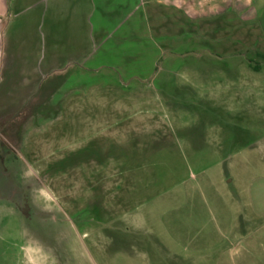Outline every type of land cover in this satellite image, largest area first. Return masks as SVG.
Wrapping results in <instances>:
<instances>
[{
	"label": "rangeland",
	"instance_id": "rangeland-1",
	"mask_svg": "<svg viewBox=\"0 0 264 264\" xmlns=\"http://www.w3.org/2000/svg\"><path fill=\"white\" fill-rule=\"evenodd\" d=\"M116 1L120 13L99 17L133 27L108 34L93 77L99 101L122 106L101 115L113 130L101 123L94 139L96 125L53 115L35 120L34 136L0 124V264H264V0H146L148 14ZM238 51L262 72L235 93L225 82L237 78L214 71ZM196 68L212 75L195 78L211 83L206 92L191 86ZM155 121L173 125V140L151 136ZM121 127L128 156L92 151L104 136L123 138Z\"/></svg>",
	"mask_w": 264,
	"mask_h": 264
},
{
	"label": "crops",
	"instance_id": "crops-1",
	"mask_svg": "<svg viewBox=\"0 0 264 264\" xmlns=\"http://www.w3.org/2000/svg\"><path fill=\"white\" fill-rule=\"evenodd\" d=\"M115 1L0 0V124L3 126L24 124L33 127L36 125L35 120L39 117H43L44 124H50L54 117L60 121L64 120L66 124L81 126L82 131L86 129L85 125H96L98 130L92 133L94 139H99L101 135L99 130L101 123L109 126L106 130H113V126L110 127V125L114 124L115 121L113 123L111 121L101 122V115L104 119L108 113L111 115L115 113L113 110L108 112L107 109H122V106L112 100L105 103L100 102L98 97L101 83L95 82L93 77L98 70L94 67V62L96 64L99 62L101 43L108 44L109 41H111V44L113 43L108 34L112 32L115 39L117 29H131L133 27L129 22L127 27H123L124 24H118L125 21L127 16L124 18L125 20L121 19V16H117L113 20V16L120 13L117 9L123 7L121 3L117 8L111 9L110 7ZM143 1L145 2L140 1V3L132 5L131 0H124L123 5L129 6V10L125 9V12L131 13V9L138 10V6L141 7L142 4H145L146 7L147 1ZM101 12H103L105 18H107L106 13L113 15L110 18L114 22H105L103 17H99ZM145 12L148 14L147 7ZM94 14H98L95 20L93 19ZM103 30H106V33L101 40V31ZM142 36L141 34L136 38L124 37V41L132 39H134L133 41H140ZM255 52L257 56H261L258 54L264 55L263 51L256 49ZM174 57L172 55L169 60L173 62ZM230 57V63L224 65L223 69L214 71L219 73L214 76L237 78V80L229 79L230 81L226 79L225 82V89L229 88L236 93V88H243L246 84L250 85L256 82L255 79L248 81L245 76L260 75L262 66L253 65L251 59L246 58L240 51L233 53ZM204 61L211 60L206 58ZM230 64L231 68H229ZM169 72L174 73L172 70ZM207 72L203 68H196L191 71L193 75L191 77L194 78L191 80V86L194 88L201 86L200 89L195 88L200 93L209 90L210 86L206 85L211 83L198 82L195 78L202 77L203 74L212 76ZM212 72L213 70L210 73ZM157 73L158 71L156 72L158 76L159 73ZM202 84L205 86H202ZM139 86L142 89L143 86ZM106 87V90L103 91H106V93L111 92L110 88ZM114 88L125 89L127 93L132 92L131 87L129 88V85L125 83H118V86L115 84ZM136 89H139V87L137 86ZM136 89L135 92L141 91ZM53 93L58 95L56 102H53ZM128 101L125 100L123 108L132 109L131 103ZM236 101L238 102V100ZM166 106L170 112L171 110L175 112L174 109L169 108L173 106L172 104ZM155 108L158 110V106H155ZM101 110L105 111H102L101 114ZM231 110L233 111V109ZM176 115L177 113L171 115L173 117L172 121H175ZM155 116L158 120V115L155 114ZM152 125L154 127L151 136L155 133L157 135L155 140H173L172 137L165 136L171 135L172 124H170L171 129H168V132L163 129V126L167 124H160L159 121H155ZM140 126L145 127L146 136L150 135L149 127L147 129V126ZM121 128L125 129L124 134L126 135L123 138L114 139L110 138L109 135L104 136L105 139L95 144L92 151L97 153L100 148L105 147V152L109 157L128 156L127 152L130 150H128L127 134L129 132L127 130L130 131V129L128 127ZM2 129H5V127ZM2 129H0L1 135ZM28 129V132L22 133V135L34 136L36 134V128ZM13 131L14 135H21L19 129L15 128ZM141 140L142 138L139 137L137 141L140 142ZM84 149L85 145L81 146L80 150L83 151ZM94 153L92 154L94 155ZM230 155L232 153H225V156ZM112 162L113 164H108V167L115 166L114 171H116L117 164L114 159Z\"/></svg>",
	"mask_w": 264,
	"mask_h": 264
},
{
	"label": "trees",
	"instance_id": "trees-1",
	"mask_svg": "<svg viewBox=\"0 0 264 264\" xmlns=\"http://www.w3.org/2000/svg\"><path fill=\"white\" fill-rule=\"evenodd\" d=\"M255 67V66H254Z\"/></svg>",
	"mask_w": 264,
	"mask_h": 264
}]
</instances>
